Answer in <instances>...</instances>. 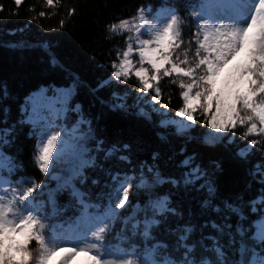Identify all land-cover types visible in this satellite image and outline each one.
<instances>
[{"label": "snow or ice", "instance_id": "obj_1", "mask_svg": "<svg viewBox=\"0 0 264 264\" xmlns=\"http://www.w3.org/2000/svg\"><path fill=\"white\" fill-rule=\"evenodd\" d=\"M15 3L19 6L22 0ZM53 3L54 0H46L48 6ZM185 7L190 11L183 17L175 3L164 0L155 13L141 6L134 16L110 23L108 31L124 35L125 45L117 49L111 76L101 82V87L113 81L126 84L129 77L135 76L141 97L146 100L144 94L151 92L153 110L160 111L168 107L161 104L160 81L175 76L183 101L176 115L184 119L161 121L162 125L175 124L177 133L183 134L191 127L185 120L195 124L194 113L199 110L210 117L205 122L214 130L205 136L204 143L208 145L220 141L217 133L231 129L234 134L238 125L243 126L246 131L242 138L248 143L238 155L247 158L250 149L264 148V0H187ZM73 11L69 9V16ZM39 15L44 16L45 12ZM60 26H64L63 20ZM184 27L190 31L187 42L183 39ZM180 49L183 60L177 55ZM133 55L139 57L138 62H134ZM51 59L56 63L54 56ZM78 81L75 76L69 87L55 89L52 97L45 95L46 89L34 94L29 98L31 113L26 101V119L21 123L32 125V135L37 139L33 159L41 172L48 174L60 163H71L69 177L52 178L58 181L57 190L71 188V195L81 205L79 215L66 223H47L49 205L51 215H56L53 193L49 191L45 200V184L26 175L14 179L17 170L24 168L3 150L12 143L9 136L13 129H0V264H80V257L84 258L82 264H264V207L258 208L264 206V195L247 204L242 197L222 200L227 210L223 222H210L218 235L193 239L191 223L167 229L177 237L171 246L154 235V230L164 225L170 215H180L172 206L171 193L156 191L165 184L178 187L183 183L187 187L203 180L200 186L208 190L204 206L212 207L217 192L215 181L195 164L193 157L180 162L186 171L179 177L166 176L156 164H141L138 170L133 169V175L114 165L115 171L107 169L108 191L98 193L95 201L90 196L86 200V194L73 181L83 178L80 180L83 183L87 179L85 169L97 167L100 153L105 161L113 158L120 163L131 161L123 154L127 144L121 148L114 143L106 148L105 141L97 138L91 121L83 118L80 105L70 109ZM36 97L44 102L38 104ZM157 104L159 109L155 107ZM112 107L125 109L126 105ZM43 109L49 115H43ZM69 111L80 115L71 128L57 123L66 119ZM141 114L148 115L143 109ZM56 128L60 130L52 131ZM250 136L261 139H249ZM257 169L259 182L264 184V165H257ZM141 193L145 197L143 205L137 204L128 215H122L131 204L130 195ZM246 207L250 212H246ZM213 210L220 212L221 208ZM253 215L256 218H251ZM233 216L235 224L229 222ZM117 222L122 227L115 231L113 243L108 236ZM224 236L226 243L222 241ZM137 237L142 246L136 242ZM205 240L212 244L205 245ZM170 247L172 251H168ZM205 253H211L212 258Z\"/></svg>", "mask_w": 264, "mask_h": 264}, {"label": "trees", "instance_id": "obj_2", "mask_svg": "<svg viewBox=\"0 0 264 264\" xmlns=\"http://www.w3.org/2000/svg\"><path fill=\"white\" fill-rule=\"evenodd\" d=\"M169 2L180 8L183 17L190 11L185 7L187 0ZM163 4L164 0H54L53 5L48 6L46 0H22L17 6L15 0H0V129H13L9 136L12 143L3 150L24 168V171L17 170L14 179L26 175L38 183L44 182L46 177L33 159L37 139L32 135V125L21 123V120L26 119L24 107L27 101V111L31 113L28 98L32 91L41 87L47 90L52 87H69L74 77L78 76L79 81L69 103L70 109L80 105L83 118L91 121L97 138L105 141L106 148L114 143L121 148L127 144L128 148L123 154L128 155L131 161L120 163L115 158L105 161L103 153H100L97 167L85 169L87 179L83 183L80 182L83 178L73 181L86 194V200L90 196L95 201L98 193L108 191L105 184L110 183L107 174L109 168L115 171L118 167L133 175V169L138 170L141 164H156L166 176L179 177L186 171L180 166V162L186 157H193L195 164H199L214 179L217 192L212 207L204 206L208 190L206 187L201 188L203 180L195 186L185 187L181 183L174 187L165 184L156 189L160 194L171 193L172 206L180 214L170 215L164 225L154 230V235L159 240L171 246L177 237L170 234L168 228L175 229L177 224L191 223L194 229L193 239L198 240L201 235H218L210 222H223L227 210L224 209L222 200L242 197L247 204L264 195V184L259 182L257 174V165H264V148L257 146L250 149L247 158L240 157L238 150L248 140L242 138L246 128L239 125L234 134L230 129L215 145L204 143L207 127L205 121L209 117H205L199 110L194 113L196 123L183 134H178L172 125L160 124L161 114L154 111L152 105L145 103L137 90L139 83L135 76L129 77L126 84L113 81L101 87V82L111 76V64L116 58L117 49H122L125 45L124 35L110 33L107 26L119 18L134 16L136 9L141 6L154 10ZM69 9H74L71 16L68 14ZM42 11L45 12L44 16L39 15ZM61 20L64 21L63 27L60 26ZM189 37V27H184L185 42ZM177 55L183 60V49ZM52 56L56 63L52 62ZM132 58L134 62L139 60L136 55ZM173 80H177V83H172ZM160 88L161 104H167V114L174 116L183 104L179 95L178 78L163 77ZM144 96L149 99L152 93ZM114 104H124L126 108H113ZM140 107L148 115H142ZM156 107H160V104ZM77 118L80 115L69 111L65 120L69 125L70 121ZM230 135L232 140H228ZM251 138L261 139L259 136H250L249 139ZM69 176V172L65 174V178ZM93 180L98 183L93 184ZM57 185L58 181H49L44 188L43 198L47 200L49 191H52L56 201L55 216L51 215V205L46 209L50 216L47 223L51 224L66 223L74 219L81 208L71 195V188L57 190ZM130 199L131 204L122 215H128L137 204L143 205L145 197L141 193L130 195ZM217 206L221 208L220 212L213 210ZM259 207L264 206L258 205ZM245 210L250 212L248 207ZM229 222L235 224L236 217L233 216ZM120 227L122 224L117 222L108 240L116 243L113 237ZM222 241L226 243L227 237L224 236ZM136 242L142 246L139 237ZM204 244L210 246L212 241L205 240ZM35 247L33 243L32 248ZM168 251H172L171 247ZM174 255L179 256V253ZM204 255L212 258L211 253Z\"/></svg>", "mask_w": 264, "mask_h": 264}, {"label": "rangeland", "instance_id": "obj_3", "mask_svg": "<svg viewBox=\"0 0 264 264\" xmlns=\"http://www.w3.org/2000/svg\"><path fill=\"white\" fill-rule=\"evenodd\" d=\"M53 95H51V96H47V97H52ZM37 99H39L40 97H36ZM44 101H42L41 103H43ZM38 103V102H37ZM39 104V103H38ZM162 121H171V120H176V121H180V120H183L184 118H182V117H179V116H177V115H175V116H169V115H167V112L165 111V110H163V112H162ZM209 119H210V117H209ZM74 122H72V124H73ZM185 123H187V124H190V125H192L193 123L191 122V121H186L185 120ZM72 124H71V126H72ZM168 124H172V123H168ZM173 126H175L176 128H177V126L175 125V124H172ZM71 126L69 127V128H71ZM60 129L59 128H56V129H54V131H59ZM210 130L211 131H214L213 129H211L210 128ZM69 164H71V163H60V164H58L57 166H56V168L52 171V172H50V173H48V174H46L47 175V177L48 178H52L53 176H57V175H59L60 176V173L63 171V170H65V168H67V166H69ZM53 179V178H52ZM67 246H71V245H67ZM83 257H80V258H78V261L80 262V264H82V261H83Z\"/></svg>", "mask_w": 264, "mask_h": 264}]
</instances>
